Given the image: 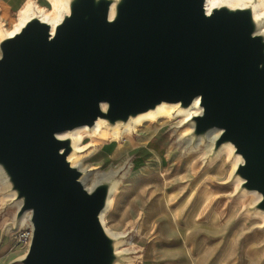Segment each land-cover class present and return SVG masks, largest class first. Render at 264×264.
<instances>
[{
    "label": "water",
    "instance_id": "water-1",
    "mask_svg": "<svg viewBox=\"0 0 264 264\" xmlns=\"http://www.w3.org/2000/svg\"><path fill=\"white\" fill-rule=\"evenodd\" d=\"M65 3L58 24L33 15L0 39V210L12 216L9 232L31 231L19 264H127L138 254L122 250L131 233L115 237L105 221L129 165L88 189L97 171L72 164V135L99 123L124 128L164 105L197 103L180 141L205 147L218 133L207 156L231 148L236 195L256 196L244 214L264 217V34L253 9L208 12L207 0Z\"/></svg>",
    "mask_w": 264,
    "mask_h": 264
},
{
    "label": "rangeland",
    "instance_id": "rangeland-1",
    "mask_svg": "<svg viewBox=\"0 0 264 264\" xmlns=\"http://www.w3.org/2000/svg\"><path fill=\"white\" fill-rule=\"evenodd\" d=\"M30 2L36 4L34 1ZM16 22V16L11 17L7 22L0 18V24H4L8 29H11ZM165 124H167V130H165L171 137L167 156L165 160H158L152 165L147 163L151 165L148 168L146 154L136 161L131 160V155L127 153L118 158L96 159L93 154L98 145L107 141L100 139L99 136L92 138L89 134L83 135L85 146L83 154L88 152V155L84 156V164L89 169L97 171V173H91L93 181L107 173H117L126 165L130 167L125 179L119 181V185L116 186L118 192L114 198V205L105 218L108 229L119 234L131 233L129 243L124 245L122 250L134 251L138 253L136 255L138 258L135 256L128 259L127 264H142L144 250L137 243L138 235H144L146 227L153 229L155 225L156 228L157 225H162L164 219L162 217L157 219L158 217L172 215L177 218L179 212L188 217L195 212L206 210L209 205L200 204L199 197L205 201L216 200L215 206L218 208L232 206L234 213L238 212L247 216L250 224L257 228H262L264 225L261 217L244 214L246 204H252L256 196L236 195L235 189L238 183H230L232 163L229 155L224 153L213 159L208 157L205 152L207 143L205 147L190 149L187 144L180 141L184 130L176 133L174 131L178 122ZM92 147L95 149L92 150ZM112 150L113 148L108 149V151ZM160 153L163 152L160 151ZM0 183L3 185L1 181ZM8 197L9 195L6 196ZM229 199L233 201H228ZM223 200H226L227 204H224ZM26 223L27 221L23 222L21 226ZM25 228L26 225L20 227L21 230Z\"/></svg>",
    "mask_w": 264,
    "mask_h": 264
},
{
    "label": "crops",
    "instance_id": "crops-1",
    "mask_svg": "<svg viewBox=\"0 0 264 264\" xmlns=\"http://www.w3.org/2000/svg\"><path fill=\"white\" fill-rule=\"evenodd\" d=\"M30 1L51 9L50 0H0L1 20L7 22L13 16L18 19ZM165 123L168 122L146 123L135 134L116 143L99 144L93 156L104 160L127 153L136 161L146 154V164L163 161L171 140ZM110 148L113 150L108 151ZM148 164L147 168L151 166ZM199 201L209 207L188 217L180 212L177 218L160 216L157 219H164L162 225L146 227L145 234L138 235L137 243L144 250L142 264H264V230L251 225L247 216L234 213L232 206L218 208L214 199L205 201L199 197ZM10 221L11 215L0 210V264H19L27 251L19 241L21 229L7 230Z\"/></svg>",
    "mask_w": 264,
    "mask_h": 264
},
{
    "label": "bare ground",
    "instance_id": "bare-ground-1",
    "mask_svg": "<svg viewBox=\"0 0 264 264\" xmlns=\"http://www.w3.org/2000/svg\"><path fill=\"white\" fill-rule=\"evenodd\" d=\"M51 2V9L41 8L40 6L34 4L33 2H29L23 10L18 14L17 22L11 27V29H8L4 24H0V39L4 36H13L17 32L20 31L22 26L26 23V21L33 15H38L43 21H46L50 23L51 25H56L60 22L62 13L67 10V5L65 3V0H50ZM223 5H229L233 7H251L254 11L255 18L259 22L260 25V33L264 34V0H256V3L253 0H207V11L210 12L212 9L216 7H220ZM196 105L187 111L179 110L177 106L172 105H164L157 109L155 112H151L147 115H144L137 119L134 123L129 124L128 126L122 128L117 127L115 129H103L102 124L99 123L96 128L93 130H88L86 128L77 130L73 133V139H74V148L76 150L75 154L72 155L71 161L74 166L79 167L82 171L90 172L91 169L85 166L84 160L85 157L83 153L85 152V146H84V134H89L90 137L95 138L98 137L102 140H111L112 142L120 141L123 138L133 135L137 132V130L146 123H157L161 120H165L167 122H178V125L175 126L176 129L181 128L182 134L181 138H185L190 132H191V126H186V123L190 120V118L198 113L199 110ZM83 133V134H82ZM218 137V133L211 134L208 137V142L205 147L206 155L210 154V152L213 149V143ZM202 141L197 143L195 149L200 148L202 145ZM227 153L229 155V158L231 160L232 150L230 147H225L220 151V154ZM238 159H235L232 163L231 172L232 173L236 166H237ZM112 174H117L115 172H110L105 174L103 177H110ZM1 176V175H0ZM3 185L6 187V184L3 180V178H0ZM100 180L97 179L96 181H93V174H89L86 177L85 184L88 189H92L97 182ZM238 183V181H236ZM119 185V184H118ZM7 188V187H6ZM118 192V189L115 188V195ZM115 195H113L111 202H110V208L114 205V198ZM13 198V195H9L8 198L5 197L6 200H11ZM4 200V198L0 199ZM108 212L105 214L107 215ZM106 218V216H105ZM264 221V217H261ZM28 221V217H25L22 221L23 222ZM109 233L115 237H120L122 234L116 233L110 229L107 228Z\"/></svg>",
    "mask_w": 264,
    "mask_h": 264
},
{
    "label": "built area",
    "instance_id": "built-area-1",
    "mask_svg": "<svg viewBox=\"0 0 264 264\" xmlns=\"http://www.w3.org/2000/svg\"><path fill=\"white\" fill-rule=\"evenodd\" d=\"M31 240V231L28 228L22 229L20 233V239L19 241L22 243V245L28 249V246L30 244Z\"/></svg>",
    "mask_w": 264,
    "mask_h": 264
}]
</instances>
